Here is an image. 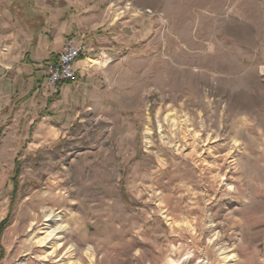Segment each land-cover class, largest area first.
<instances>
[{
	"label": "rangeland",
	"instance_id": "1",
	"mask_svg": "<svg viewBox=\"0 0 264 264\" xmlns=\"http://www.w3.org/2000/svg\"><path fill=\"white\" fill-rule=\"evenodd\" d=\"M44 22L86 49L53 119ZM1 69L0 264H264V0H0Z\"/></svg>",
	"mask_w": 264,
	"mask_h": 264
},
{
	"label": "crops",
	"instance_id": "2",
	"mask_svg": "<svg viewBox=\"0 0 264 264\" xmlns=\"http://www.w3.org/2000/svg\"><path fill=\"white\" fill-rule=\"evenodd\" d=\"M65 26H63L61 28L58 27V29H60L59 31L64 32L66 29V32H74L77 30H74L75 27L73 28V26H69L67 20H65ZM69 26V27H68ZM47 28V22H44V24L42 25V23L40 24L39 28H38V32L35 31L34 33H32L33 38L37 37L39 41H44V44H42L41 42L38 41L37 44L41 45V47H35L33 45H27L26 48L24 49V52L21 54V60L20 63L21 64H27V66L30 69V73L28 80H30L29 82L31 83L30 86H28V92L26 94H24L23 96V100H26V97L32 98L31 101H34V104L36 105V107H38L37 109H41V111L43 110V114L45 115L46 119H53L55 117L54 113H51L50 110L48 111V105L50 104L49 101V96H52V94L55 92V88L49 84L46 83V80L44 78V74H43V68L44 65L48 62V61H52L55 60L60 49L59 48H55L53 46V44H57L56 41L59 43L61 42L60 39H55L50 40L48 38V34H45L46 29ZM50 29V28H49ZM52 30V29H50ZM80 32V31H79ZM39 35H38V34ZM41 33H43V38L41 40ZM65 33V32H64ZM55 34V33H54ZM62 40H65V37H62ZM53 41V42H52ZM81 42V41H80ZM35 43V42H34ZM41 48L42 50L36 52V49ZM90 58L87 57L86 61L89 60ZM81 60L80 58L75 62L74 65V69H75V79L72 82L69 83H63L60 86L56 87V94H58V98L62 99L63 98H67L69 97L66 102H68V104H76L80 101V90L82 88V86L80 84H78L77 82H79L80 80V76H83V71H84V67L86 62H82L79 61ZM0 95H17L16 91L11 90L12 86L10 85V90H8L6 88L7 83L9 84V78H8V73L7 71H3V69L0 70ZM83 81V79H82ZM85 83V82H82ZM79 85V86H78ZM54 88V89H53ZM79 91H76V89ZM75 89V90H74ZM74 93L75 95L73 96ZM14 96V95H13ZM30 101V103H32ZM53 101V100H52ZM50 106V105H49ZM57 110V109H56ZM50 112V113H49Z\"/></svg>",
	"mask_w": 264,
	"mask_h": 264
},
{
	"label": "built area",
	"instance_id": "3",
	"mask_svg": "<svg viewBox=\"0 0 264 264\" xmlns=\"http://www.w3.org/2000/svg\"><path fill=\"white\" fill-rule=\"evenodd\" d=\"M86 49L82 44L72 40L65 42L55 60L45 64V78L50 85H57L64 81L75 79V62L84 55Z\"/></svg>",
	"mask_w": 264,
	"mask_h": 264
},
{
	"label": "trees",
	"instance_id": "4",
	"mask_svg": "<svg viewBox=\"0 0 264 264\" xmlns=\"http://www.w3.org/2000/svg\"><path fill=\"white\" fill-rule=\"evenodd\" d=\"M74 36V34H73V32H71L70 34H69V36H67V38H66V40L67 39H73V38H71V37H73ZM85 44H86V41H85ZM87 45V44H86ZM73 81V80H72ZM72 81H64V82H61V83H59V84H57V85H61V84H63V83H69V82H72Z\"/></svg>",
	"mask_w": 264,
	"mask_h": 264
},
{
	"label": "bare ground",
	"instance_id": "5",
	"mask_svg": "<svg viewBox=\"0 0 264 264\" xmlns=\"http://www.w3.org/2000/svg\"><path fill=\"white\" fill-rule=\"evenodd\" d=\"M97 62H98V61H97ZM105 64H106V63H103V65H105ZM53 231H54V230H50L49 233H48V235H47V237H48V236H51L52 233H53Z\"/></svg>",
	"mask_w": 264,
	"mask_h": 264
}]
</instances>
